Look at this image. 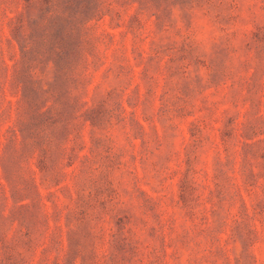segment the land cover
Listing matches in <instances>:
<instances>
[{"label":"rangeland","instance_id":"374dc122","mask_svg":"<svg viewBox=\"0 0 264 264\" xmlns=\"http://www.w3.org/2000/svg\"><path fill=\"white\" fill-rule=\"evenodd\" d=\"M0 264H264V0H0Z\"/></svg>","mask_w":264,"mask_h":264}]
</instances>
